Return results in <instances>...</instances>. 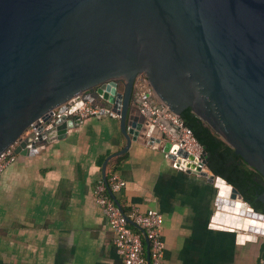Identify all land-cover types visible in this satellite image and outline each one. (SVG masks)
I'll return each instance as SVG.
<instances>
[{
    "label": "water",
    "instance_id": "water-1",
    "mask_svg": "<svg viewBox=\"0 0 264 264\" xmlns=\"http://www.w3.org/2000/svg\"><path fill=\"white\" fill-rule=\"evenodd\" d=\"M145 84L264 208V0H0V153L52 109L104 92L125 140L104 160L105 179L110 159L142 143ZM82 122L59 120L55 139ZM49 140L29 135L15 153ZM162 147L176 169L213 184L210 228L239 243L264 237V214L208 170L205 148L201 168Z\"/></svg>",
    "mask_w": 264,
    "mask_h": 264
},
{
    "label": "crops",
    "instance_id": "crops-1",
    "mask_svg": "<svg viewBox=\"0 0 264 264\" xmlns=\"http://www.w3.org/2000/svg\"><path fill=\"white\" fill-rule=\"evenodd\" d=\"M124 145L118 120L100 116L32 156L19 155L0 176V264H123L92 188L104 160ZM125 154L113 170L126 182L116 199L124 209L163 215L164 264L264 259V237L239 243L234 233L209 227L213 184L176 169L159 147L132 143Z\"/></svg>",
    "mask_w": 264,
    "mask_h": 264
},
{
    "label": "built area",
    "instance_id": "built-area-1",
    "mask_svg": "<svg viewBox=\"0 0 264 264\" xmlns=\"http://www.w3.org/2000/svg\"><path fill=\"white\" fill-rule=\"evenodd\" d=\"M118 86H121L120 82ZM115 103L109 102L103 92L97 95L95 104L83 100L72 110V105L65 103L39 117L0 153V176L4 170L17 161L19 154L15 153V149L27 136L32 135V143L37 142L42 136L56 140L59 120L65 123L70 120L84 121L97 117L104 110H108V115L113 116V119L119 120L120 114L111 111ZM139 115L149 124L146 131L141 132L142 144L159 148H163L162 146L166 143L176 145L177 148L196 159V162L187 160L188 162L204 168L202 165L204 147L156 97L147 84L144 85L141 95ZM70 129L72 128H69L67 124L64 129L61 128V133H59L61 139ZM153 129H156V132ZM125 185L126 182L120 174L112 171L106 175L105 179L100 177L92 188L94 202L108 221L115 252L123 264H146L148 247L149 264H164L163 215L153 209L140 211L136 206L124 209L121 205H117L116 196L120 194ZM257 264H264V259H259Z\"/></svg>",
    "mask_w": 264,
    "mask_h": 264
},
{
    "label": "trees",
    "instance_id": "trees-1",
    "mask_svg": "<svg viewBox=\"0 0 264 264\" xmlns=\"http://www.w3.org/2000/svg\"><path fill=\"white\" fill-rule=\"evenodd\" d=\"M196 140L202 145V143L197 138ZM205 151L209 152L206 148ZM125 157L126 154L112 159L110 163L115 165L113 166V169H109V173L117 169L118 165L116 164H118L121 160H124ZM206 166L208 170L213 173V175L222 178L226 181V183L236 188L243 196L244 201L247 202L256 212L264 214V208L262 207V205L232 176V174L211 153Z\"/></svg>",
    "mask_w": 264,
    "mask_h": 264
}]
</instances>
